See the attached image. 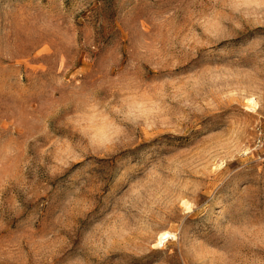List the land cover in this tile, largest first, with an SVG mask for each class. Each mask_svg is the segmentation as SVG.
Instances as JSON below:
<instances>
[{"label": "rangeland", "instance_id": "374dc122", "mask_svg": "<svg viewBox=\"0 0 264 264\" xmlns=\"http://www.w3.org/2000/svg\"><path fill=\"white\" fill-rule=\"evenodd\" d=\"M0 264H264V0H0Z\"/></svg>", "mask_w": 264, "mask_h": 264}, {"label": "bare ground", "instance_id": "6f19581e", "mask_svg": "<svg viewBox=\"0 0 264 264\" xmlns=\"http://www.w3.org/2000/svg\"><path fill=\"white\" fill-rule=\"evenodd\" d=\"M169 235H170V232L166 231V232L161 233L159 238L163 239V238L169 237Z\"/></svg>", "mask_w": 264, "mask_h": 264}]
</instances>
